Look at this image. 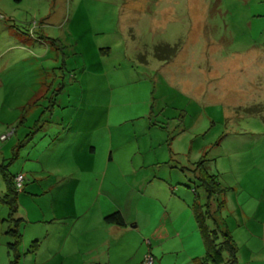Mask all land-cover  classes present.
Listing matches in <instances>:
<instances>
[{"label": "rangeland", "instance_id": "374dc122", "mask_svg": "<svg viewBox=\"0 0 264 264\" xmlns=\"http://www.w3.org/2000/svg\"><path fill=\"white\" fill-rule=\"evenodd\" d=\"M20 173L19 264H197V203L264 264V0H0L2 218Z\"/></svg>", "mask_w": 264, "mask_h": 264}, {"label": "trees", "instance_id": "16d2710c", "mask_svg": "<svg viewBox=\"0 0 264 264\" xmlns=\"http://www.w3.org/2000/svg\"><path fill=\"white\" fill-rule=\"evenodd\" d=\"M15 176L8 177L7 192L4 193L3 201L8 204L10 209L8 217L6 220L9 222L6 232L9 234L13 240L8 243L9 249L13 253V258L8 264H19L20 256L18 249L22 242V233L19 228V222L22 220L21 217L15 218L14 215L17 212V187L14 181ZM205 190L208 195V200L212 196V187L208 184H204ZM10 198V199H9ZM198 204V203H197ZM197 204L194 205V215L198 223L200 233L202 235L204 245H205V255L203 258H197V264H241L237 258V250L234 245L230 234L225 229L223 221L218 217L219 209L213 207L208 210L207 216L203 217V209ZM209 217L214 222V227H209L207 221ZM105 222L109 224H116L124 226L126 224L124 216L120 210H115L104 217ZM14 221V222H13ZM219 238V242L216 240Z\"/></svg>", "mask_w": 264, "mask_h": 264}, {"label": "crops", "instance_id": "0c3cea01", "mask_svg": "<svg viewBox=\"0 0 264 264\" xmlns=\"http://www.w3.org/2000/svg\"><path fill=\"white\" fill-rule=\"evenodd\" d=\"M9 214V213H8ZM6 218L7 217H3L2 218V216L0 217V230H3L4 229V226H3V224H4V222L3 221H7L6 220ZM103 221L105 222V220H104V218H103ZM106 223V228H109V229H112L113 227H115V226H120V225H116V224H109V223H107V222H105ZM7 226H8V222H7ZM7 226H6V229H7ZM2 227V228H1ZM6 229H5V231H4V234H6V237L5 238H3V239H5L6 241H5V243H6V247L4 248L5 250H4V252H3V254H2V250L0 249V264H8L10 261H11V259L13 258V253H12V251H11V249H9V247H8V243L9 242H11L12 240H13V238L9 235V234H7V232H6ZM7 236H8V239H7ZM40 239H41V237H39ZM38 238V239H39ZM1 239V238H0ZM23 239L24 238H22V241H23ZM37 239V238H36ZM37 239V240H38ZM22 243V242H21ZM21 245L22 244H20V246H19V249H18V251H19V253L20 254H22V252H21ZM45 246V244H43L42 246H40V248H39V252H40V250H42V248ZM47 247V246H46ZM62 248H63V244H62ZM61 248V250H63ZM47 260V259H46ZM7 262V263H6ZM44 264H47V263H44Z\"/></svg>", "mask_w": 264, "mask_h": 264}, {"label": "built area", "instance_id": "2783aa9c", "mask_svg": "<svg viewBox=\"0 0 264 264\" xmlns=\"http://www.w3.org/2000/svg\"><path fill=\"white\" fill-rule=\"evenodd\" d=\"M5 137L6 136L4 135L3 138H5ZM23 180H24V176L22 173L17 174L15 176L14 181H15L16 187L18 189L23 188ZM152 263H153V256L151 254H149L145 257L144 264H152Z\"/></svg>", "mask_w": 264, "mask_h": 264}]
</instances>
